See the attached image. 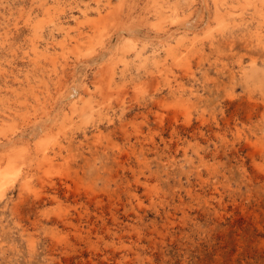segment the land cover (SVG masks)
I'll return each mask as SVG.
<instances>
[{
	"label": "rangeland",
	"instance_id": "obj_1",
	"mask_svg": "<svg viewBox=\"0 0 264 264\" xmlns=\"http://www.w3.org/2000/svg\"><path fill=\"white\" fill-rule=\"evenodd\" d=\"M0 147V264H264V0H0Z\"/></svg>",
	"mask_w": 264,
	"mask_h": 264
},
{
	"label": "bare ground",
	"instance_id": "obj_2",
	"mask_svg": "<svg viewBox=\"0 0 264 264\" xmlns=\"http://www.w3.org/2000/svg\"><path fill=\"white\" fill-rule=\"evenodd\" d=\"M193 1H195V0H193ZM228 5H229V4H228ZM159 6H160V5H159ZM257 7H258V6H257ZM175 9H176V8H175ZM170 10H172V9H170ZM227 10H228V9H227ZM172 11H173V10H172ZM198 12H199V11H198ZM231 12H232V11H231ZM233 13H234V12H233ZM173 14H174V13H173ZM26 15H27V14H26ZM55 15H56V14H55ZM174 15H175V14H174ZM261 15H262V14H261ZM166 17H167V15H166ZM171 17H173V16H171ZM243 20H244V19H243ZM192 21H193V19H192ZM234 21H235V20H234ZM58 24H59V23H58ZM65 25H66V24H65ZM190 27H191V26H190ZM221 27H222V26H221ZM92 29H93V28H92ZM51 31H52V30H51ZM121 31H124V29L121 30ZM171 31H174V30H171ZM171 31L169 32V36H172V35L174 34V32H171ZM137 35H138V34H137ZM41 36H42V35H41ZM135 36H136V35H135ZM182 36H183V35H182ZM184 36H186V35H184ZM115 37H118V36L116 35ZM118 38H119V37H118ZM138 38H140V37L136 36V38H134V39H137V40H138ZM147 38H148V37H147ZM184 38H185V37H184ZM101 39H102V38H101ZM128 39L131 40L132 38L129 37ZM161 39H162V38H161ZM119 40H120V39H119ZM123 40H124V39H123ZM115 41H116V38H115ZM113 42H114V41H113ZM113 42H112V43H113ZM116 42H117V41H116ZM122 42H123V41H122ZM75 44H76V43H75ZM133 44H138V43L135 42V43H133ZM113 45H114V43H113ZM126 45H127V43H126ZM169 45H170V44H169ZM172 45H173V44H172ZM95 48H96V47H95ZM107 49H108V48H107ZM107 49H106V50H107ZM108 50H109V49H108ZM188 50H189V49H188ZM157 51H158V50H157ZM171 51H172V50H171ZM181 52H182V51H181ZM104 53H105V52H104ZM107 53H109V52H107ZM107 53H106V54H107ZM82 54H83V53H82ZM102 54H103V53H102ZM106 54H105V55H106ZM103 55H104V54H103ZM118 56H119V55H118ZM101 57L103 58V56H101ZM150 58H151V57H150ZM103 59H104V58H103ZM174 59H175V58H174ZM152 60H153V59H152ZM99 61H100V60H99ZM143 61H144V60H143ZM142 63H143V62H142ZM157 63H158V61H157ZM160 63H161V62H160ZM82 64H83V63H82ZM114 64H115V63H114ZM145 64H146V63H145ZM77 65H78V64H77ZM66 66H67V65H66ZM78 66H79V65H78ZM165 66H166V65H165ZM161 68H162V67H161ZM53 70H54V69H53ZM71 71H72V70H71ZM107 73H108V72H107ZM114 73H115V72H114ZM153 73H154V72H153ZM229 73H230V72H229ZM75 74H76V73H75ZM161 74H162V73H161ZM150 75H151V73H150ZM153 75H154V74H153ZM243 75H244V77L246 78V80H248V78H247V72H244ZM217 76H218V75H217ZM226 83H227V82H226ZM229 83H230V82H229ZM76 84H77V83H76ZM226 85H227V84H226ZM76 86H77V85H76ZM41 91H42V90H41ZM76 92H77V88L74 87V88L72 89V91H70L69 97H73V96L76 94ZM34 93H35V92H34ZM36 94H37V93H36ZM37 95H38V94H37ZM37 98H38V97H37ZM62 98H63V97H62ZM75 98H76V97H75ZM85 98H86V97H85ZM63 99H65V98H63ZM73 99H74V98H73ZM82 100H83V99H82ZM85 100L88 102L87 99H85ZM173 100H174V99H173ZM41 103H42V102H41ZM42 104H43V103H42ZM33 108H34V107H33ZM47 108H48V107H47ZM87 108H88V107H87ZM52 109H53V108H52ZM113 109H114V108H113ZM56 110H57V109H56ZM58 110H59V109H58ZM73 110H74V109H73ZM53 111H54V110H53ZM103 112H104V111H103ZM17 113H18V112H17ZM55 113H56V112H55ZM55 113H54V115H55ZM89 114H90V113H89ZM108 115H109V114H108ZM50 117H52V116H50ZM53 117H54V116H53ZM56 117H57V116H56ZM51 119L53 120L54 118H51ZM37 120H38V119H37ZM58 121H60V120H58ZM42 122H43V121H42ZM61 122H62V121H61ZM49 123H51V122H49ZM63 123H64V122H63ZM43 124H44V122H43ZM60 124H62V123H60ZM44 125L47 126V122H46ZM44 125H43V126H44ZM63 125H66V123H64ZM37 126H38V125H37ZM55 126H56V125H55ZM41 127H42V125H41ZM61 127L63 128V126H61ZM64 127H65V126H64ZM43 128H44V127H43ZM48 128H49V127H48ZM67 128H68V127H67ZM112 128H113V127H112ZM35 129H38V128H35ZM40 129L43 130L42 128H40ZM58 129H59V128H58ZM47 130H48V129H46V131H47ZM50 130H51V129H50ZM70 130H71V129H70ZM18 131H19V130H18ZM100 131H101V130H100ZM154 131H155V130H154ZM25 132H26V131H25ZM53 132H56V131H53ZM131 132H132V131H131ZM29 133H30V132H29ZM32 133H33L34 137H35V136L37 137V135L39 134L38 131H35V132H32ZM46 133H47V132H46ZM64 133H65V132H64ZM111 133H112V132H111ZM129 133H130V132H129ZM3 134H4V133H3ZM20 134H21V133H20ZM20 134H19V135H20ZM44 134H45V133H44ZM51 134H52V135H56V134H53V133H51ZM19 135H18V136H19ZM24 135H25V134H24ZM40 135H41V134H40ZM45 135H47V134H45ZM48 135H50V134H48ZM58 135H59V134H58ZM98 135H99V134H98ZM141 135H142V134H141ZM20 136H21V135H20ZM29 136H30V135H29ZM6 137H7V136H6ZM30 137H31V136H30ZM36 137H35V138H36ZM59 137H61V136H59ZM14 138H15V137H14ZM35 138H34V139H35ZM42 138H43V137H42ZM42 138H41V139H42ZM99 138H100V135H99ZM120 138H121V137H120ZM34 139H33V140H34ZM96 139H97V138H96ZM96 139H95V140H96ZM101 139H102V138H101ZM176 139H177V138H176ZM14 140H15V139H11V141H14ZM59 140H60V139H59ZM59 140H58V141H59ZM89 140H90V139H89ZM114 140H115V139H114ZM146 140H147V139H146ZM41 141L43 142V140H41ZM41 141L38 140L37 142H35V146L38 148L37 151H39V149H40V147H41V146H40ZM61 141H62V140H61ZM98 142H99V140H98ZM164 142H165V141H164ZM31 143H32V142L30 141V143H28L27 146H24V149H23V150H24V154L21 153V151H20V153L24 155V160H23V163H22V164L25 165L27 168L33 166L35 162H37V164L41 166L42 163H45V161H46L45 158H44L45 161H44V162H43V161H42V162L39 161L40 163L36 160V156L33 155V151L31 150L34 146H33L32 148L30 147V146H31V145H30ZM54 143H56V142H54ZM61 143H62V142H61ZM145 143H146V142H145ZM42 144H43V143H42ZM51 144H52V142H51ZM58 144H59V143H58ZM63 144H64V143H63ZM63 144H62V145H63ZM44 145H45V144H44ZM44 145L42 146L43 148L45 147ZM48 145H49V144H48ZM55 145H56V144H55ZM60 145H61V144H60ZM128 145H129V144H128ZM165 145H166V144H165ZM13 146H14V145H13ZM53 146H54V144H53ZM70 146H71V145H70ZM119 146H120V145H119ZM175 146H176V145H175ZM8 147H9V146H8ZM46 147H47V146H46ZM49 147H50V145H49ZM66 147H67V146H64V149H65ZM0 148H1V147H0ZM47 148H48V147H47ZM62 148H63V147H62ZM68 148H71V147L68 146ZM137 148H138V147H137ZM195 148H196V147H195ZM33 149H34V148H33ZM44 149H45V148H44ZM60 149H61V148H60ZM72 149H73V145H72ZM96 149H97V148H96ZM233 149H234V148H233ZM48 150H49V149H48ZM51 150H52V149H51ZM56 150H57V149H56ZM56 150H55V151H56ZM102 150H103V149H102ZM46 151H47V150L45 149L44 155H45V157H48L50 153H49V152H46ZM52 151H53V150H52ZM93 151H94V150H93ZM34 152H36V151H34ZM42 152H43V151H42ZM58 152H60V151H58ZM104 152H105V151H104ZM20 153H19V154H20ZM48 153H49V154H48ZM56 153H57V152H56ZM56 153H55V154H56ZM113 153H114V152H113ZM212 153H213V152H212ZM35 154H36V153H35ZM46 154H48V156H47ZM55 154H54V155H55ZM8 155H9V154H8ZM44 155H43V156H44ZM38 156H39V155H38ZM50 156H51V155H50ZM52 156H53V155H52ZM52 156H51L50 158H52ZM231 156H232V155H231ZM53 157H54V159L56 158L55 156H53ZM20 158H21V156H20ZM188 158H189V157H188ZM121 159H122V158H121ZM40 160H41V159H40ZM42 160H43V159H42ZM48 160H49V159H48ZM115 160H116V159H115ZM173 160H174V159H173ZM11 161H12V160H11ZM11 161H10V163H9L10 165H12V164H11ZM33 161H34V162H33ZM174 161H175V160H174ZM46 162H47V161H46ZM49 162H50V160H49ZM18 164H19V163H18ZM48 164H49V163H48ZM7 165H8V163L6 164V166H7ZM10 165H8V166H10ZM35 165H36V164H35ZM6 166H5V167H6ZM2 167H3V166H2ZM41 168H43V167H41ZM41 168H40V169H41ZM67 168H68V167H67ZM0 169H1V167H0ZM1 170H2V169H1ZM18 170H19V171H18V174L22 172V171H21V167H20V168L18 167ZM23 170H24V169H23ZM16 171H17V170H16ZM28 171H29V170H28ZM25 172H26V171H25ZM35 172H36V171H35ZM8 173H9V171H8V172L5 171L4 174L2 175V172L0 171V180H1V179L3 180L4 176H5L6 174H8ZM37 173H38V172H37ZM44 173H46V172H44ZM166 173H167V171H166ZM170 173H171V172H170ZM12 174H13V173H12ZM32 175H33V173H32ZM48 175H49V174H48ZM168 175H169V173H168ZM188 175H189V174H188ZM29 177H31V176H29ZM29 177H28V178H29ZM34 177H35V175H34ZM121 177H122V176H121ZM9 178H10V177H9ZM9 178H8V179H9ZM48 178L50 179V176H49ZM51 178H53V177H51ZM11 179H12V178H11ZM14 179H15V178H14ZM29 179H31V178H29ZM32 179H33V178H32ZM2 180H1V181H2ZM161 180H162V178H161ZM24 181H25V180H24ZM26 181H28V179H27ZM62 181H63V180H62ZM8 182H9V181H8ZM4 184H5V183H4ZM158 184H159V183H158ZM5 185H7V184H5ZM5 185H4V186H5ZM15 185H16V184H15ZM169 185H170V184H169ZM175 185H177V184H175ZM25 186H26V185H25ZM28 187H29V186L27 185L26 188H28ZM76 187H77V186H76ZM159 187H160V186H159ZM22 189H23V188H22ZM160 190H161V189H160ZM22 191H23V190H22ZM2 192H3L2 194H1V192H0V199H1V198L3 197V195L5 194L3 190H2ZM132 193H133V192H132ZM154 194H155V193H154ZM54 195H55V194H54ZM110 195H111V194H110ZM52 196H53V195H52ZM55 196H56V195H55ZM55 196H54V197H55ZM97 198H98V197H97ZM53 199H54V198H53ZM58 200H59V199H58ZM59 201H60V200H59ZM59 201H58V202H59ZM59 205H60V204H59ZM65 205H66V204H65ZM63 206H64V205H63ZM107 206H108V205H107ZM64 207H65V206H64ZM57 208H60V207H57ZM61 208H62V207H61ZM67 208H68V207H67ZM177 208H178V207H177ZM57 210H58V209H57ZM57 210H56V211H57ZM60 210H63V208L60 209ZM63 211H64V210H63ZM63 211H62V213H63ZM64 213H65V211H64ZM53 214H54V213H53ZM111 214H113V213H111ZM50 215H51V214H50ZM55 215H56V214H55ZM58 215H59V213H58ZM58 215H57V216H58ZM65 216H66V215H65ZM59 217L62 218L61 215H60ZM50 218H51V217H50ZM60 218H59V219H60ZM66 218H67V217H66ZM102 218H103V217H102ZM116 219H117V218H116ZM62 220L64 221V219H62ZM95 220H96V219H95ZM118 220H119V218H118ZM66 222H67V221H66ZM104 222H105V221H104ZM104 222H103V224H104ZM68 223H69V222H68ZM71 223H72V222H71ZM71 223H70V224H71ZM65 224H66V223H65ZM130 224H131V223H130ZM68 225H69V224H68ZM125 225H126V224H125ZM127 226H128V224H127ZM135 226H136V225H135ZM156 226H157V225H156ZM131 227H132V226H131ZM137 227H138V226H137ZM133 228H134V227H133ZM127 230H128V229H127ZM28 231H29V230H28ZM113 233H114V232H113ZM115 233H116V232H115ZM102 234H103V233H102ZM139 256H140V255H138V257H139ZM140 257H141V256H140ZM135 258H136V257H135ZM136 259H137V258H136Z\"/></svg>",
	"mask_w": 264,
	"mask_h": 264
}]
</instances>
